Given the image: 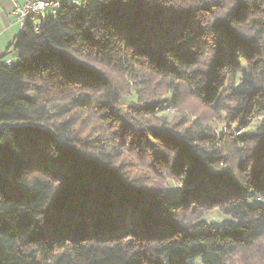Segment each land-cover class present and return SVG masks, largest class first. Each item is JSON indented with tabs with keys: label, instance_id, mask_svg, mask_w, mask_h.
Wrapping results in <instances>:
<instances>
[{
	"label": "trees",
	"instance_id": "obj_1",
	"mask_svg": "<svg viewBox=\"0 0 264 264\" xmlns=\"http://www.w3.org/2000/svg\"><path fill=\"white\" fill-rule=\"evenodd\" d=\"M59 1L0 58V264H229L252 249L264 0ZM186 98L241 130L157 118Z\"/></svg>",
	"mask_w": 264,
	"mask_h": 264
},
{
	"label": "rangeland",
	"instance_id": "obj_2",
	"mask_svg": "<svg viewBox=\"0 0 264 264\" xmlns=\"http://www.w3.org/2000/svg\"><path fill=\"white\" fill-rule=\"evenodd\" d=\"M49 13V12H48ZM35 22H38L40 20L34 19ZM92 67H96L97 69H100L97 65L92 64ZM111 77L114 79L116 76L111 75ZM117 83L121 86L120 91L122 94H126L129 92V89H132L133 85L130 83H126L125 80H117ZM163 95V94H162ZM127 98L125 97L124 101H126ZM121 112L126 113L127 108L126 105L123 104L122 107H120ZM96 115V114H95ZM157 118L159 120H164L169 123H175L183 119L191 120L193 118H198L202 120L204 123L212 125L215 129L219 130L222 129L223 131L230 130L233 133L239 132L241 129H236L234 125H232L230 122L226 121L223 114H216L210 109L209 107H206L202 105L199 101H197L194 98H186L181 105H179L176 108H173L171 106H167L166 108H163L162 110H159L156 114ZM156 118V117H153ZM97 122L100 120V117H96ZM80 127L77 125L79 131L81 132V135L90 132L93 133L95 131H90L91 128L94 125V122L89 123L88 119L86 117H80ZM78 121V122H79ZM88 125V126H87ZM96 132H94L95 134ZM108 133V132H107ZM123 154V159L127 160V158L130 157V153L126 152ZM131 171H144V166L140 162H135L136 159L140 158L136 155L131 156ZM203 218L206 219L208 222L210 220H227L228 216L224 214H220V212L217 209H212L206 213L203 214ZM202 259V256L195 258L191 261L192 264H200V261ZM229 264H264V237L259 240L252 249L243 251L242 253H237L229 258Z\"/></svg>",
	"mask_w": 264,
	"mask_h": 264
},
{
	"label": "crops",
	"instance_id": "obj_3",
	"mask_svg": "<svg viewBox=\"0 0 264 264\" xmlns=\"http://www.w3.org/2000/svg\"><path fill=\"white\" fill-rule=\"evenodd\" d=\"M24 0H0V58L9 60L11 55H5L12 50V42L18 34L19 23L13 13L15 4L21 5ZM36 18H33L34 23Z\"/></svg>",
	"mask_w": 264,
	"mask_h": 264
},
{
	"label": "built area",
	"instance_id": "obj_4",
	"mask_svg": "<svg viewBox=\"0 0 264 264\" xmlns=\"http://www.w3.org/2000/svg\"><path fill=\"white\" fill-rule=\"evenodd\" d=\"M58 1V0H57ZM57 1L50 0H24V2L19 5L15 4L13 8V13L16 14L17 18H21L23 14H31L32 17H37L39 11L42 8H49V10H53ZM77 3V0H74ZM38 25H33L34 28H37ZM9 60H6L8 62Z\"/></svg>",
	"mask_w": 264,
	"mask_h": 264
},
{
	"label": "bare ground",
	"instance_id": "obj_5",
	"mask_svg": "<svg viewBox=\"0 0 264 264\" xmlns=\"http://www.w3.org/2000/svg\"><path fill=\"white\" fill-rule=\"evenodd\" d=\"M50 1H57V0H50ZM78 1L77 0V4L78 5ZM59 0L57 1L55 7L53 8V10H49V8H42L40 11H39V14H37V17H32L31 14H23L21 18H17V21L19 23V28L20 29H23L22 27L24 26V24H26L27 22L31 23L32 25H36V23L33 22V18H36L38 20H42L44 19L47 14L51 13L53 14L55 11H57V7L59 5ZM70 2V1H69ZM74 3H76V1H73ZM80 2V1H79ZM66 3V2H65ZM70 5V4H69ZM60 6V5H59ZM49 12V13H48ZM22 31V30H21ZM11 60V59H10ZM9 62V61H8Z\"/></svg>",
	"mask_w": 264,
	"mask_h": 264
}]
</instances>
